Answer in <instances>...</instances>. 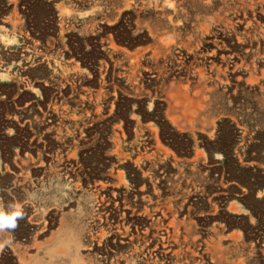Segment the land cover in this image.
I'll use <instances>...</instances> for the list:
<instances>
[{
    "label": "rangeland",
    "instance_id": "obj_1",
    "mask_svg": "<svg viewBox=\"0 0 264 264\" xmlns=\"http://www.w3.org/2000/svg\"><path fill=\"white\" fill-rule=\"evenodd\" d=\"M14 204L0 264H264V0H0Z\"/></svg>",
    "mask_w": 264,
    "mask_h": 264
},
{
    "label": "clouds",
    "instance_id": "obj_2",
    "mask_svg": "<svg viewBox=\"0 0 264 264\" xmlns=\"http://www.w3.org/2000/svg\"><path fill=\"white\" fill-rule=\"evenodd\" d=\"M12 209L10 212H5L0 209V231L4 229H15L17 225V218H23V212L21 210V206L18 204L10 205ZM3 245L0 244V248Z\"/></svg>",
    "mask_w": 264,
    "mask_h": 264
},
{
    "label": "bare ground",
    "instance_id": "obj_3",
    "mask_svg": "<svg viewBox=\"0 0 264 264\" xmlns=\"http://www.w3.org/2000/svg\"><path fill=\"white\" fill-rule=\"evenodd\" d=\"M181 235V234H180Z\"/></svg>",
    "mask_w": 264,
    "mask_h": 264
}]
</instances>
